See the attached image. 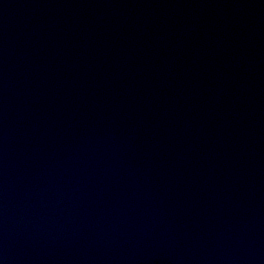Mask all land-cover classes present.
Wrapping results in <instances>:
<instances>
[{"label": "water", "instance_id": "1", "mask_svg": "<svg viewBox=\"0 0 264 264\" xmlns=\"http://www.w3.org/2000/svg\"><path fill=\"white\" fill-rule=\"evenodd\" d=\"M0 264H264V0H0Z\"/></svg>", "mask_w": 264, "mask_h": 264}]
</instances>
